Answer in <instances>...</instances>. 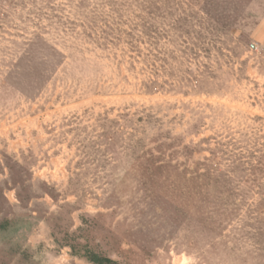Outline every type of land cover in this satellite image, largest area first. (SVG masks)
Listing matches in <instances>:
<instances>
[{
  "label": "rangeland",
  "instance_id": "374dc122",
  "mask_svg": "<svg viewBox=\"0 0 264 264\" xmlns=\"http://www.w3.org/2000/svg\"><path fill=\"white\" fill-rule=\"evenodd\" d=\"M203 6L0 0V264H91L70 244L128 264H264L263 218L243 228L247 207L214 239L144 175L162 146L180 169L211 158L238 179L262 156L264 11L241 42ZM259 193L264 174L246 204Z\"/></svg>",
  "mask_w": 264,
  "mask_h": 264
},
{
  "label": "trees",
  "instance_id": "16d2710c",
  "mask_svg": "<svg viewBox=\"0 0 264 264\" xmlns=\"http://www.w3.org/2000/svg\"><path fill=\"white\" fill-rule=\"evenodd\" d=\"M202 9L211 22L221 24L220 27L215 26L216 30L229 32L236 29L240 32V41L247 42L250 38L249 31L255 28L259 20V14L254 9L262 13L264 2L262 0H204ZM150 83L155 91L158 88V82ZM158 149L161 150L156 152L157 156L150 157L147 161L148 169L146 167L144 175L159 188L164 197V203H170L168 207L170 217H176L182 223L191 222L194 230L210 232L212 238L218 239L223 235L221 233L223 228L234 224L238 218L241 220V213L248 207L247 216L241 220L242 227L259 231L255 233L256 235H252H264V222L255 221L252 224V219L263 218L264 220L263 194L259 193L260 198L255 205L246 204L253 194L256 183L264 174V150L251 171L238 179L239 175L221 169L218 162L211 158L206 159L210 164L197 162L192 168L180 169L171 159L165 160V151H169L168 148L162 146ZM203 165L205 169H201ZM238 171L242 173L239 167ZM246 220L249 221L246 222ZM70 245L74 255L85 258L91 264H128L89 245L82 247L83 252L78 250L76 245ZM215 245L212 240L210 247L214 248Z\"/></svg>",
  "mask_w": 264,
  "mask_h": 264
}]
</instances>
